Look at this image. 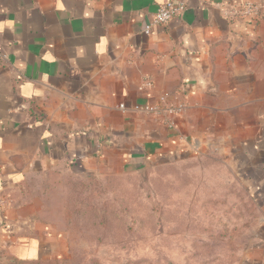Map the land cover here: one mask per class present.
Returning a JSON list of instances; mask_svg holds the SVG:
<instances>
[{
    "label": "crops",
    "instance_id": "obj_1",
    "mask_svg": "<svg viewBox=\"0 0 264 264\" xmlns=\"http://www.w3.org/2000/svg\"><path fill=\"white\" fill-rule=\"evenodd\" d=\"M164 1L184 13L145 34ZM245 1L264 6L0 0V264L66 256V233L39 204L55 177L134 173L208 153L238 167L258 205L254 264H264V15L229 21L221 12ZM160 97L183 112L142 110Z\"/></svg>",
    "mask_w": 264,
    "mask_h": 264
},
{
    "label": "rangeland",
    "instance_id": "obj_2",
    "mask_svg": "<svg viewBox=\"0 0 264 264\" xmlns=\"http://www.w3.org/2000/svg\"><path fill=\"white\" fill-rule=\"evenodd\" d=\"M237 168L208 153L55 177L39 203L67 236L66 256L52 264H254L261 213Z\"/></svg>",
    "mask_w": 264,
    "mask_h": 264
},
{
    "label": "built area",
    "instance_id": "obj_3",
    "mask_svg": "<svg viewBox=\"0 0 264 264\" xmlns=\"http://www.w3.org/2000/svg\"><path fill=\"white\" fill-rule=\"evenodd\" d=\"M185 10L183 3L174 1H164L157 10L151 14L149 22L144 26V33L148 34L154 26L167 24L174 18L180 17ZM221 12L229 21H257L264 15V6L245 1L238 5L222 6ZM150 81L144 82L142 88H150ZM143 111L153 115H166L168 117L179 116L184 110V104L175 101H168L165 97H160L154 105L145 106ZM173 126V123H170ZM3 201L0 198V206Z\"/></svg>",
    "mask_w": 264,
    "mask_h": 264
}]
</instances>
